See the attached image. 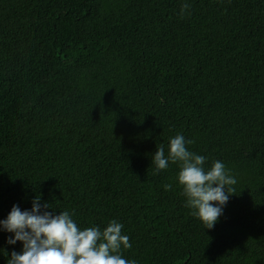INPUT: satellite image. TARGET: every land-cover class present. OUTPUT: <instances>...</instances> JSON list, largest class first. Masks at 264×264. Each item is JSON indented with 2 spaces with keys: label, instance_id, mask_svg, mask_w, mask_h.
<instances>
[{
  "label": "trees",
  "instance_id": "trees-1",
  "mask_svg": "<svg viewBox=\"0 0 264 264\" xmlns=\"http://www.w3.org/2000/svg\"><path fill=\"white\" fill-rule=\"evenodd\" d=\"M178 134L237 180L213 229L154 174ZM36 196L137 264H264V0H0V221Z\"/></svg>",
  "mask_w": 264,
  "mask_h": 264
},
{
  "label": "clouds",
  "instance_id": "clouds-1",
  "mask_svg": "<svg viewBox=\"0 0 264 264\" xmlns=\"http://www.w3.org/2000/svg\"><path fill=\"white\" fill-rule=\"evenodd\" d=\"M190 5L185 2L180 16L190 15ZM194 143L183 135L170 138L167 155L164 145L157 146L152 157L155 173L166 170L169 164L179 166L178 182L190 215L197 218L206 229H213L223 215L229 197L235 194L237 180L222 161H213L204 167L206 157L188 150ZM165 184V190H171ZM49 203L41 197L32 201L31 210H21L14 205L7 218L0 221L3 230L13 233L8 244L23 243L21 252L13 251L8 264H137L124 258L123 251L132 247L130 238L123 234V224L115 219L101 230L99 226L81 229L74 221V213L61 211L54 215Z\"/></svg>",
  "mask_w": 264,
  "mask_h": 264
}]
</instances>
